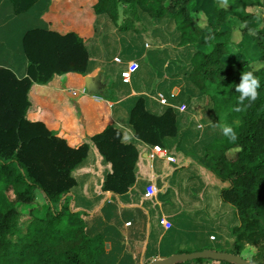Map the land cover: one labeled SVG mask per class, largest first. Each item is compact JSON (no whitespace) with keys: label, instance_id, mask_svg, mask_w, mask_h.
I'll use <instances>...</instances> for the list:
<instances>
[{"label":"trees","instance_id":"trees-1","mask_svg":"<svg viewBox=\"0 0 264 264\" xmlns=\"http://www.w3.org/2000/svg\"><path fill=\"white\" fill-rule=\"evenodd\" d=\"M9 1L21 15L38 0ZM261 1L217 0L213 19L202 24L193 16L201 12L200 0H98L91 40L40 28L23 35L27 77L0 67V264H103V235L89 233L83 216L91 212L74 202L78 172L95 162V154L109 166L103 192L125 195L144 175L143 154L155 146L178 163L191 154L212 163L214 179L190 173L183 197L205 202L206 215L224 219L220 234L208 239L215 243L199 251L216 246L240 255L251 245L259 250L252 261L264 264V28L249 11ZM238 23L244 30L236 43ZM244 40L259 49L258 59L236 52ZM99 41L105 65L92 57L91 46ZM133 60L139 68L130 82L137 94L131 96L122 72ZM98 69L109 81L99 94L116 102L114 114L126 120L123 126L110 125L74 148L43 122L29 119L36 109L30 96L35 84ZM244 71L259 80L254 101L241 102L236 92ZM159 93L169 105L157 100ZM224 126L233 129L235 140L222 132ZM145 195L156 209L154 197ZM24 217L30 219L25 231Z\"/></svg>","mask_w":264,"mask_h":264},{"label":"crops","instance_id":"crops-1","mask_svg":"<svg viewBox=\"0 0 264 264\" xmlns=\"http://www.w3.org/2000/svg\"><path fill=\"white\" fill-rule=\"evenodd\" d=\"M97 2L38 0L28 12L16 15L9 0H0V67L12 70L18 78L27 77L28 59L22 38L32 29H46L62 35L76 33L84 41L91 40L96 20L93 7ZM91 52L94 60L105 65L102 42L92 44ZM98 74L102 90H105L109 81L100 69L89 76ZM86 77L78 73L56 76L49 84H35L30 93L36 109L29 114V119L43 122L74 148L81 146L88 136L99 134L113 124L123 126L126 121L116 119L115 101L87 90ZM129 87L131 96L136 95L130 83ZM179 92V88L173 90L174 95ZM152 150L149 148L143 154L145 162L141 173L144 175L137 177L135 186L125 195L103 192L102 182L109 166L102 164L95 154V162L78 172L74 202L91 212L83 216L89 233L103 235V264H146L147 260L151 263L175 254L199 251L201 246L215 243L208 239L221 232L224 219L219 217L222 214L218 219L214 212L206 215L205 202L183 198L186 184L192 177L190 173L214 179L209 173L208 158L191 154L181 163L167 165L165 155L153 154L152 157ZM152 176L160 193L154 198L158 204L156 209L144 199ZM103 197L105 199L97 207ZM160 215L172 222L170 230L158 224Z\"/></svg>","mask_w":264,"mask_h":264},{"label":"rangeland","instance_id":"rangeland-1","mask_svg":"<svg viewBox=\"0 0 264 264\" xmlns=\"http://www.w3.org/2000/svg\"><path fill=\"white\" fill-rule=\"evenodd\" d=\"M217 0H200V2L196 3L197 8H199V10H201V12H197L194 13L193 16L202 24H206L208 20L213 19L214 16V3ZM218 1H226V0H218ZM89 5V4H87ZM78 7H80V5H78ZM249 11L251 13L256 14L258 17H260L262 19V25L261 27L264 28V1H262V5L261 6H257V7H253V8H249ZM244 30V25L241 23H238L237 27L235 28V41L236 43H239L241 41V37H242V33ZM250 42V41H249ZM249 42L247 40H244L239 49L236 50V52H242V54H244V56H246L249 59L252 60H256L258 59L260 52L258 48L253 47V45H249ZM253 52H255V54H253ZM208 164H212L210 159H207ZM214 184H216V182H213ZM30 219L28 217H24L22 218V227L23 230L25 231L28 223H29ZM212 248L214 249H219L217 251H230L229 249L227 250H223L222 248H217L216 246H212ZM243 255V256H242ZM259 255V250L257 247L255 246H251V245H247L245 246V248L243 249L242 253L240 254V256H242L243 258H245L246 260L252 261L255 258H257V256ZM212 264H219L218 262L216 263H212Z\"/></svg>","mask_w":264,"mask_h":264},{"label":"water","instance_id":"water-1","mask_svg":"<svg viewBox=\"0 0 264 264\" xmlns=\"http://www.w3.org/2000/svg\"><path fill=\"white\" fill-rule=\"evenodd\" d=\"M100 79V74L96 76H87L85 78L87 90L94 94H99L100 91L103 89V84L101 83ZM197 259H208L216 262H227L234 264H258L253 261L246 260L240 255L212 249H205L202 251H195L189 253H179L167 259L154 260L150 264H177L180 262H190Z\"/></svg>","mask_w":264,"mask_h":264},{"label":"built area","instance_id":"built-area-1","mask_svg":"<svg viewBox=\"0 0 264 264\" xmlns=\"http://www.w3.org/2000/svg\"><path fill=\"white\" fill-rule=\"evenodd\" d=\"M147 47H149V45H146ZM116 62L122 64L123 61L120 58H116L115 59ZM139 68V64L137 61L133 60L127 63V68L122 72V77L124 79L125 82L130 83L131 79H132V75L138 70ZM157 100L163 104V105H169V103L167 102L165 96L162 93H159L157 95ZM176 108H178L181 112L186 111V106H176ZM200 128H202V125L199 126ZM153 154H164L166 160H168L171 163H176V159L172 156H170L168 154V152L166 150H164L163 148L159 147V146H155L152 150V157ZM158 194V190L156 188L155 185V177L152 176L151 177V182L150 185L148 186L147 190H146V198H151V197H157ZM161 224L164 226V228L166 230H170L173 226V224L171 223V221L166 217L163 216L161 219ZM212 240H214L215 238L212 237Z\"/></svg>","mask_w":264,"mask_h":264},{"label":"clouds","instance_id":"clouds-1","mask_svg":"<svg viewBox=\"0 0 264 264\" xmlns=\"http://www.w3.org/2000/svg\"><path fill=\"white\" fill-rule=\"evenodd\" d=\"M260 87L259 80L254 76L251 71H244L242 74L241 82L236 84V92L239 93V100L241 102L246 99L254 101L257 98V89ZM222 132L228 135L230 139L235 140L236 134L229 126L222 127Z\"/></svg>","mask_w":264,"mask_h":264}]
</instances>
